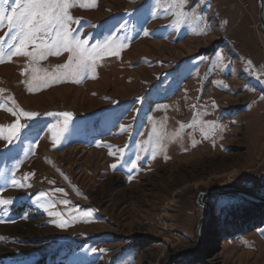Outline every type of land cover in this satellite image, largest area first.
I'll return each instance as SVG.
<instances>
[{"label":"rangeland","instance_id":"obj_1","mask_svg":"<svg viewBox=\"0 0 264 264\" xmlns=\"http://www.w3.org/2000/svg\"><path fill=\"white\" fill-rule=\"evenodd\" d=\"M235 1L242 16L243 0ZM160 2L70 8L74 36L89 47L110 36L117 45L76 82L51 78L64 71L57 66L67 51L39 60L37 72L24 56L0 63L3 135L26 125L11 143L0 139V199L12 201L0 206V264H35L43 255L64 264H167L197 243L199 191L264 196V97L249 60L254 32L264 38L256 1L254 26L243 23L242 34L223 30L202 1L184 6L201 20L177 17L173 0ZM18 110L37 115L29 120ZM65 112L72 116L60 132ZM204 202L210 212L198 247L171 264H264V214H248L237 194ZM61 217L68 224L58 227Z\"/></svg>","mask_w":264,"mask_h":264},{"label":"snow or ice","instance_id":"obj_2","mask_svg":"<svg viewBox=\"0 0 264 264\" xmlns=\"http://www.w3.org/2000/svg\"><path fill=\"white\" fill-rule=\"evenodd\" d=\"M187 2L188 0H173L168 8L178 7L180 11L176 13L177 17L187 19L190 16L192 19L201 20L202 17L194 9L190 12L184 11ZM9 3L10 0H0V27H4L5 22H7L8 31L5 32V36H10L7 41V48L3 47L5 38L0 37V63H4L6 57L10 61L12 56H24L29 59L31 71L37 72L39 69L35 67V64L39 60L45 59L50 54L59 55L61 51H67L70 54L68 61L57 66L58 69L64 71L57 72L51 78L57 82L73 78V82H76L74 78L81 77L86 70H94L97 58L105 53L117 54V45L111 36L106 38L103 45L89 47L88 42L79 36H74L75 30L69 27L70 23L74 22L73 17L69 14V9L77 6V4L80 7L95 6V0H91L90 3H79V0H11L10 8H6L5 6ZM157 7H162L160 0H157ZM167 10L165 9V11ZM145 34L147 35V32ZM21 75H24V72ZM33 79L39 80L41 78L34 76ZM43 83L47 86L48 81L44 80ZM26 86L29 92L33 91L31 81H28ZM18 111L19 116L29 120L37 115L34 112ZM12 114L16 115V112H12ZM60 115L64 117L63 125L59 130L62 132L67 127L72 113L65 112ZM25 126L24 124L9 126L10 130L7 136L3 135L6 131L4 126H0V139H7L11 143L13 138L18 137L21 128ZM185 126L181 124L180 130ZM187 126L190 127L191 125ZM53 134L56 135L57 133L54 132ZM179 134L180 131L178 130L176 135ZM135 166V161H133V167ZM13 183L16 182L13 181ZM11 203V199H0V206ZM49 215L60 216L59 213L52 212ZM67 224L68 221L61 217L57 226L63 227Z\"/></svg>","mask_w":264,"mask_h":264},{"label":"crops","instance_id":"obj_3","mask_svg":"<svg viewBox=\"0 0 264 264\" xmlns=\"http://www.w3.org/2000/svg\"><path fill=\"white\" fill-rule=\"evenodd\" d=\"M193 0H189L191 2ZM202 1L205 3V5L208 7H213L216 9V22L218 24L223 25V30H226L230 33L232 32H241V26L243 23L248 25V28H251L254 26V19L251 16V3L256 0H246L248 1L249 8L247 13H245L242 16L238 15V4L235 0H197ZM258 16V12H257ZM248 18V19H246ZM247 20V21H246ZM258 20V18H257ZM225 25V26H224ZM259 25V21H257V26ZM259 30L261 34L264 33L260 28ZM227 32V34H229ZM231 32V33H232ZM226 34V32L224 33ZM254 40L257 42L258 45H254V48H257L255 50L250 51L249 54V60L253 64V66L257 69L256 74L254 75V81L256 82L257 88L259 89V93L261 96L264 97V38L260 36L258 32H254ZM243 45V44H242ZM241 44L240 47H243Z\"/></svg>","mask_w":264,"mask_h":264},{"label":"water","instance_id":"obj_4","mask_svg":"<svg viewBox=\"0 0 264 264\" xmlns=\"http://www.w3.org/2000/svg\"><path fill=\"white\" fill-rule=\"evenodd\" d=\"M256 3H257L259 25H260L261 30L264 33V0H256ZM261 181L264 185V171L261 172ZM212 194H237L252 202H259V203L264 202V196H260L250 191H246V190L239 189L236 187H217V188H211L205 191H199L196 197V204L197 206L203 209V212H202L201 217L197 221L196 229H195L197 243L192 248H184V249H180L179 251H177L172 257H170L167 264H171L173 259L178 257L179 255L191 252L198 247L201 237H202L201 233H202L203 222L209 216V212H210L209 206L206 204V202H204V198L207 196H211Z\"/></svg>","mask_w":264,"mask_h":264},{"label":"trees","instance_id":"obj_5","mask_svg":"<svg viewBox=\"0 0 264 264\" xmlns=\"http://www.w3.org/2000/svg\"><path fill=\"white\" fill-rule=\"evenodd\" d=\"M246 201L249 203L247 209H251L250 212H248V214L251 213H257L259 214H264V202L263 203H259V202H252L246 199ZM247 214V213H246ZM35 264H64L62 261H55L54 258H51L50 261H47V256L43 255L41 258H39L38 260H36Z\"/></svg>","mask_w":264,"mask_h":264},{"label":"built area","instance_id":"obj_6","mask_svg":"<svg viewBox=\"0 0 264 264\" xmlns=\"http://www.w3.org/2000/svg\"><path fill=\"white\" fill-rule=\"evenodd\" d=\"M238 1H240V0H238ZM239 3L241 5V10L239 11L240 15L247 13V9H246L247 2L243 0V1H240Z\"/></svg>","mask_w":264,"mask_h":264}]
</instances>
